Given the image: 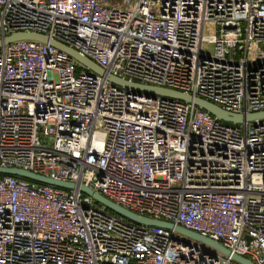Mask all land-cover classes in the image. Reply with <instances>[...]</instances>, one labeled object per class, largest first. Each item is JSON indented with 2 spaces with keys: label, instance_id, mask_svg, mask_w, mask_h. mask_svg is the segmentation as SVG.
<instances>
[{
  "label": "built area",
  "instance_id": "obj_1",
  "mask_svg": "<svg viewBox=\"0 0 264 264\" xmlns=\"http://www.w3.org/2000/svg\"><path fill=\"white\" fill-rule=\"evenodd\" d=\"M15 33L128 82L264 111V0H0V41ZM0 167L76 184L0 174V264H237L79 185L264 264V120L226 123L18 40L0 48Z\"/></svg>",
  "mask_w": 264,
  "mask_h": 264
},
{
  "label": "water",
  "instance_id": "obj_2",
  "mask_svg": "<svg viewBox=\"0 0 264 264\" xmlns=\"http://www.w3.org/2000/svg\"><path fill=\"white\" fill-rule=\"evenodd\" d=\"M18 40H35V41H40L43 43H50L52 46L56 47L57 49L67 53L69 56L75 59L78 63H80L87 69H89L91 72L97 75H100V76H105L107 80L110 81L113 85H117L125 89H130V90H134L137 92H141L146 95L160 96V97H165V98L176 99V100L186 102V103H192L196 105L197 107H200L204 111L208 112L209 114H211L218 120L226 122V123L243 124L245 122H252L255 120H264V111L256 112V113H249V114L229 113V112L222 110L218 106L208 101H205L203 99H200V98H194L190 95L182 94V93L169 90V89H163V88H158L154 86L140 85V84H136V83H132V82H128V81L116 78L112 75H107L99 66H97L96 64L88 60L87 58L82 57L81 55L76 53L74 50L62 44H59L55 41L48 40L46 37L39 35V34H32V33L11 34L0 41V48L4 44H8L10 42L18 41ZM0 174L13 175V176L21 177L27 180L45 183V184H49V185H53V186L65 188V189L76 188V184L74 183L56 181V180H53V179H50V178H47L41 175H37V174H33L25 170H21V169L0 167ZM78 189L82 193L91 197L96 203L105 207L107 210L133 223L148 226V227H159L162 229L172 231L185 239L191 240L195 243H198L202 246L212 249L215 252L220 253L221 255L231 259L237 264H253L250 260L246 258H243L237 254H232L228 249H226L221 244H219L218 242L210 238L202 236L191 230L185 229L179 225H174L169 222L146 218L138 214L132 213L122 208L121 206L107 200L106 198L102 197L99 193L93 191L91 188L85 185H79Z\"/></svg>",
  "mask_w": 264,
  "mask_h": 264
},
{
  "label": "rangeland",
  "instance_id": "obj_3",
  "mask_svg": "<svg viewBox=\"0 0 264 264\" xmlns=\"http://www.w3.org/2000/svg\"><path fill=\"white\" fill-rule=\"evenodd\" d=\"M206 33H211V31L207 30ZM202 49L204 51L210 52L211 51V46H204ZM98 206H100V205H98Z\"/></svg>",
  "mask_w": 264,
  "mask_h": 264
},
{
  "label": "crops",
  "instance_id": "obj_4",
  "mask_svg": "<svg viewBox=\"0 0 264 264\" xmlns=\"http://www.w3.org/2000/svg\"><path fill=\"white\" fill-rule=\"evenodd\" d=\"M107 2L109 5H114V4L119 3V0H107Z\"/></svg>",
  "mask_w": 264,
  "mask_h": 264
}]
</instances>
